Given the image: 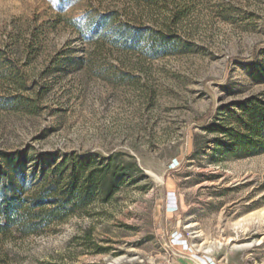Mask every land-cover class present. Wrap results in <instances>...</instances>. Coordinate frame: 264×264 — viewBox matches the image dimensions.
Returning a JSON list of instances; mask_svg holds the SVG:
<instances>
[{"label": "rangeland", "instance_id": "obj_1", "mask_svg": "<svg viewBox=\"0 0 264 264\" xmlns=\"http://www.w3.org/2000/svg\"><path fill=\"white\" fill-rule=\"evenodd\" d=\"M108 13L176 51L151 58L74 25ZM263 93L264 0H0V184L27 197L64 156L129 167L108 202L0 237V264H174L176 230L199 261L264 264V152L232 154L208 129Z\"/></svg>", "mask_w": 264, "mask_h": 264}, {"label": "trees", "instance_id": "obj_2", "mask_svg": "<svg viewBox=\"0 0 264 264\" xmlns=\"http://www.w3.org/2000/svg\"><path fill=\"white\" fill-rule=\"evenodd\" d=\"M117 19L116 14L108 13L82 18L74 25L94 43L109 40L115 46L142 51L151 58L176 51L175 38L163 31L134 29ZM235 107L226 111L220 122L209 126L210 131L225 139L216 141V145L232 154L263 153L264 100L253 96ZM117 158L118 155L100 160L93 156L70 159L64 156L61 162L41 171L37 186L28 191L27 197L15 192L4 177L0 184V237L41 235L51 225L85 211L98 199L108 202L129 172V167L124 162L118 164ZM24 159L22 154L10 156L12 162Z\"/></svg>", "mask_w": 264, "mask_h": 264}, {"label": "built area", "instance_id": "obj_3", "mask_svg": "<svg viewBox=\"0 0 264 264\" xmlns=\"http://www.w3.org/2000/svg\"><path fill=\"white\" fill-rule=\"evenodd\" d=\"M173 240H174L173 246L178 249L180 255L194 256V253H192V248L190 247L188 241L184 238L183 233L175 234ZM198 258L201 261L200 264H218V261H215L210 256H205L204 258H200V257Z\"/></svg>", "mask_w": 264, "mask_h": 264}, {"label": "crops", "instance_id": "obj_4", "mask_svg": "<svg viewBox=\"0 0 264 264\" xmlns=\"http://www.w3.org/2000/svg\"><path fill=\"white\" fill-rule=\"evenodd\" d=\"M177 233H182L179 230H176L173 232L172 236L175 237V234ZM175 250H177V248H174ZM181 257L179 258V260L177 262H175L174 264H196V261L198 260L197 257L195 256H185V255H180ZM215 261H218V264H221L220 261L214 257L213 255L211 256ZM198 263H201V261L198 260ZM197 263V264H198Z\"/></svg>", "mask_w": 264, "mask_h": 264}]
</instances>
